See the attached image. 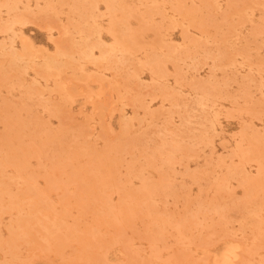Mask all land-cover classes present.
<instances>
[{
  "label": "rangeland",
  "instance_id": "1",
  "mask_svg": "<svg viewBox=\"0 0 264 264\" xmlns=\"http://www.w3.org/2000/svg\"><path fill=\"white\" fill-rule=\"evenodd\" d=\"M0 264H264V0H0Z\"/></svg>",
  "mask_w": 264,
  "mask_h": 264
}]
</instances>
